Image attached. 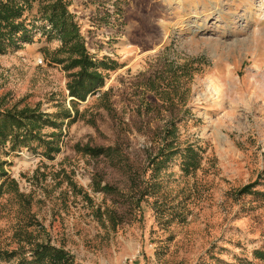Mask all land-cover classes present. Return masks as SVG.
<instances>
[{
	"label": "rangeland",
	"instance_id": "obj_1",
	"mask_svg": "<svg viewBox=\"0 0 264 264\" xmlns=\"http://www.w3.org/2000/svg\"><path fill=\"white\" fill-rule=\"evenodd\" d=\"M65 2L104 82L69 97L77 69L24 13L31 42L0 55V116L50 121L0 149V264L39 244L74 264H264V0Z\"/></svg>",
	"mask_w": 264,
	"mask_h": 264
},
{
	"label": "trees",
	"instance_id": "obj_2",
	"mask_svg": "<svg viewBox=\"0 0 264 264\" xmlns=\"http://www.w3.org/2000/svg\"><path fill=\"white\" fill-rule=\"evenodd\" d=\"M36 8L40 20L46 21L51 27L48 31L61 41L60 53H67L64 60L56 59V63H64L65 71L77 69L68 75V96L74 100L85 101L86 97L103 86V75L98 67L106 69V64H97L86 53L80 42L77 28L67 11L65 0H0V55L8 50L19 47L21 44L30 43L32 29L25 24L22 17L25 12ZM99 65V66H98ZM72 104L75 102L72 100ZM70 114H66L69 118ZM50 121L39 111L24 109L19 112L9 111L0 116V149L7 143L14 150L19 144L27 148L31 140H41L40 134L34 132L30 125L42 124ZM22 129V130H21ZM82 152L90 156H99L104 149L83 146ZM58 152V148H54ZM192 151V150H190ZM5 174L1 173L0 177ZM252 184L239 190L241 194L250 193ZM20 264H74L73 258L62 248H55L49 244H39L34 250L32 260L22 259Z\"/></svg>",
	"mask_w": 264,
	"mask_h": 264
}]
</instances>
